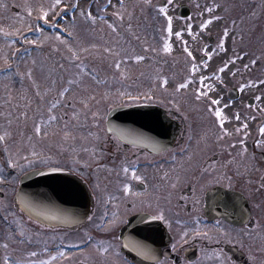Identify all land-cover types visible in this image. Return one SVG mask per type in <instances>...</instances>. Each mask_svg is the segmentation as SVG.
I'll return each mask as SVG.
<instances>
[{"label":"flooded vegetation","instance_id":"af4514ba","mask_svg":"<svg viewBox=\"0 0 264 264\" xmlns=\"http://www.w3.org/2000/svg\"><path fill=\"white\" fill-rule=\"evenodd\" d=\"M166 3L162 0L160 5ZM140 6L93 2L78 8L85 19L78 29L85 47L74 51L72 61H67L65 51L59 53L65 64L59 70L63 86L74 93L66 97L63 90L68 89L57 88L55 94L18 100L16 105L24 112L21 133L38 134L39 126L51 151L47 149L41 166L37 163L23 171L9 162L0 142V174H5L0 180V264H6V255L12 264H221L222 260L264 264V134L259 132L264 125V83H257L264 81V0L171 3L173 32L183 22L179 27L183 34L170 38L171 52L146 50V13ZM88 11L95 20L87 16ZM154 15L157 19L150 27L162 36L166 17L160 10ZM209 17L219 19L200 28ZM185 42L195 60L187 55ZM205 45L211 58L203 50ZM192 63L197 65L194 73ZM225 63L228 68L218 73L222 78L218 79L214 73ZM189 74L193 80L188 88L175 93V85ZM47 75L43 74L44 81ZM201 75L207 77L204 83L209 88L201 86ZM163 77L168 78L167 84ZM197 87L208 96L196 100ZM31 92L35 93L33 87ZM137 96L139 102L129 100ZM217 96L222 97L221 107L228 117L223 125L228 133L223 135L218 118L208 108L209 97ZM146 97L158 102L146 103ZM103 104L108 109L105 114ZM37 106L43 113L38 121ZM119 106L155 108L158 116H152L163 120L166 131L157 130L146 145L131 139L142 134L109 131V113ZM22 107H30L29 112ZM245 122L247 128L241 127ZM123 161L135 163L144 180L131 179L130 173L126 179ZM48 166L69 170L59 178L30 180L23 209L17 199L23 175ZM216 180L221 183H211ZM121 182H130L134 195L125 194ZM229 182L238 202L235 208L225 209L205 189H219ZM53 185L64 186L57 190ZM158 208L164 210L169 224L148 220L147 214L157 215ZM113 220L115 224L110 223ZM194 231L201 234L193 235ZM136 243L147 246L145 255L135 250ZM101 247L107 252H100ZM61 250L63 256L49 260Z\"/></svg>","mask_w":264,"mask_h":264},{"label":"rangeland","instance_id":"374dc122","mask_svg":"<svg viewBox=\"0 0 264 264\" xmlns=\"http://www.w3.org/2000/svg\"><path fill=\"white\" fill-rule=\"evenodd\" d=\"M186 1L171 0V3ZM93 2L141 4L140 7L146 13L145 21H143L146 50L159 49L163 51L167 34L163 33L162 36H158L157 33L152 32L150 27L157 19L154 13L159 10L157 5H160L162 0H62V4H75L78 5V8ZM53 3L54 0H0V70L5 68L1 71L3 74L0 75V102L2 103L0 104L2 116L0 117V137H3L0 142L2 149H5L7 153L9 162L20 167L19 169L23 171L35 167L37 163L42 165L43 160H46V151L47 149L51 151V147L47 146L48 141L41 131L33 135L22 134L24 129L20 125L24 112L16 104L21 98H37L40 95L45 97V95L55 94L58 91L57 88L68 89L63 90L64 93L66 92L64 94L66 97L74 93V90L71 91L67 86H63L64 78L60 75L59 70L65 64L60 59L59 53L60 50L65 51L69 57L67 61H72L76 56L74 51H81L85 47L83 38L81 39L78 33L80 26L85 23L82 10L69 14L65 13L68 9H64L62 6L52 8ZM11 4L17 11L14 8H9ZM41 7L48 10V20L51 23L46 24L43 19H37ZM151 8H153L152 11ZM29 9H31L30 13ZM181 23L183 22L178 23L177 31L181 30L179 28ZM37 24L43 28L42 33L36 31ZM164 28V22H162V29ZM25 29H30V31H25ZM140 29L142 28L140 27ZM60 30L69 32L71 37L59 34L58 38L56 33ZM17 33L22 34L29 41L36 39L38 42L35 45L26 44L22 36ZM82 35L85 36V32ZM171 43L173 47L174 43L172 41ZM16 67L17 71L9 72ZM46 73L50 75L45 76L47 80L44 81L43 74ZM17 74H19L18 80L15 81L14 77ZM32 87L35 89V93L31 92ZM15 88L20 91L16 93ZM104 96V94L101 95V97ZM22 108L29 112L30 107ZM36 108H38V113L35 114V119L38 121L39 116L43 113L41 106ZM107 110L106 105L103 104L102 113L105 114ZM33 152L36 153L35 156L32 155ZM3 178H5V174H0V180Z\"/></svg>","mask_w":264,"mask_h":264},{"label":"snow or ice","instance_id":"6c2138e0","mask_svg":"<svg viewBox=\"0 0 264 264\" xmlns=\"http://www.w3.org/2000/svg\"><path fill=\"white\" fill-rule=\"evenodd\" d=\"M170 4H171V0H168V3H166V4L157 5V8L160 11H162L164 16L166 17V34L167 35H166V38H165V41H164V44H163V51L164 52H171L172 51V43L170 41V38L173 35H175L176 37H180L181 36V31H183V29H181L180 31L173 32V23H172L173 22V17L168 14V7H169ZM56 6H62L64 9H71V10L74 11L75 8L78 5H75V4H62V0H54V3L51 5V7L55 8ZM28 11L30 13L31 9H29ZM208 11H211V9H208ZM58 15H59V13H58ZM115 15L120 16V13L117 12V13H115ZM87 16L91 17L92 20L96 19L95 16H92L91 11L87 12ZM37 19H43L44 23H46V24L47 23H51V21L48 20V10L44 9L43 7H41V9H40V15L38 16ZM213 19H219V17H209V19L204 20L203 23H201L199 25V27L200 28H205L208 24L211 23V21ZM112 27L114 28L115 25H112ZM187 30L189 32L191 31V25L187 26ZM25 31H30V29H25ZM36 31L42 33L43 32V28H41L40 25L37 24L36 25ZM17 34L22 36V34H20V33H17ZM56 35L59 38V33H56ZM223 35L225 37L228 35L227 29H224ZM22 38L24 39V43H26V44L35 45L38 42L36 39H33V40L29 41L26 37L22 36ZM40 42L42 43L43 41H40ZM223 45H224V40L220 39L218 46L222 47ZM203 50L205 51V54L209 58H211L212 52L211 51H207V45H205ZM185 51L187 52V55L189 57H192V59L195 60V57L193 56L192 51L187 48L186 42H185ZM125 59H128V57H125ZM134 59L139 61V60H143L144 57L135 56ZM235 59H236V57H232V60H235ZM229 62H231V61H229ZM200 63L203 65L204 68L208 67L207 61L202 59L200 61ZM252 63H255V61H252ZM116 67L117 68L120 67L119 62L116 63ZM245 67H247V65H245ZM227 68H228V64L227 63L223 64L222 67L217 70V73H214V75H217L218 79H222L221 77H219L218 73L223 72L224 69H227ZM196 71H197V65L195 63H192L191 64V72L194 73ZM206 79H207V77H205L203 75L198 77V80L200 81L201 86L203 88L207 89V88H209V85L204 83V81ZM162 80H163L164 84L168 83V78L167 77H163ZM192 80H193V76L191 74L187 75L182 83H177L175 85L174 92L175 93H179L180 90L187 89L188 86H189V82H191ZM251 83H252V81L248 82V84H251ZM257 83H264V81H257ZM240 87L244 88V87H246V85L242 84ZM194 95H195V99L196 100H200V98L202 96H208V92L202 91L201 87H197V88L194 89ZM256 99L259 100L260 97L257 96ZM129 100L132 101V102H139L140 98L138 96L137 97H129ZM209 100H210V103L208 104V108H209V110L211 112H213L214 116L218 118L217 122H218V124H219V126L221 127V130H222L221 131V135L228 133V129L223 127V125L225 123V120H227L228 117L224 115L223 109L221 107L222 97H220V96H217L215 98L209 97ZM58 102L59 101H57V103ZM145 102L146 103H151V102H158V101H152L151 98L146 97L145 98ZM173 106H175V101H173ZM225 107H226V105H225ZM236 116H237V119H239V114L238 113L236 114ZM49 119H55V117L51 116V117H49ZM241 127L247 128V123L245 122ZM35 131L37 133H39L41 131L40 127L36 126ZM109 131H112V129H109ZM235 131H240V128L235 129ZM259 132L261 134H264V125L260 126ZM244 135L247 136V132H245ZM0 139H3V137H0ZM217 139H220V137L218 136ZM233 143H235V141ZM239 143L241 145H244V140H240ZM261 143L262 142L260 140L256 141L257 146H260ZM244 151H247V149L244 148ZM32 155L35 156L36 153L33 152ZM13 167H15V165H13ZM66 170H69V169H66V168H63V167H51V166L47 167V171L48 172H63V171H66ZM121 171L123 172V174H124L126 179L128 178V175L130 173L131 174V179H134L136 181L144 180V177L137 173V167L135 166V163L130 164L127 161H123L122 165H121ZM211 183L219 184L221 182L219 180H216V181H212ZM120 187L122 188V190H123V192L125 194L134 195V193L132 192V185H131L130 182H121ZM261 187H264V184H261ZM232 188H233V185H232L231 182H229L227 184H224L222 186V188L215 189V190H210V189L206 188L205 191H206V193L210 192L213 200L218 201L221 204H223L225 209H229V208H235L237 206V202H238L237 201V194L232 190ZM109 199H114V197L109 196ZM132 207L135 208L136 205L133 203ZM157 213H158L157 215H152L151 213H148L147 214L148 220H150V221L151 220H160V221H164L165 224H169L170 223L169 220H167L165 218V212H164L163 209H159L158 208L157 209ZM113 215H115V214H113ZM89 219H91V217H89ZM196 222H197V225H199L198 219H197ZM110 223L115 224L116 221L113 220ZM146 227H147V225H146ZM220 232L223 233L224 229L220 228ZM186 234H187V230L182 235H186ZM200 234L201 233H199L198 231H194L193 232V235H200ZM81 243H82V241H81ZM99 243H103V242L101 241ZM4 246L7 247L6 244ZM134 248H135L136 251L139 252L140 255H145L146 254V250H147V246L146 245H144L142 243H136L134 245ZM173 250H175V246H173ZM45 251H47V249H45ZM99 251L100 252H107V248L101 247L99 249ZM28 255L29 256H35L36 253L35 252H29ZM63 255H64V252H63V250H61L60 252H57V253L53 254V256H50L49 260L53 259L54 256H63ZM217 255H220V254L217 253ZM152 258L155 259L154 256ZM4 259L6 261V264H12V262L8 260L7 255L5 256ZM28 264H45V262L44 261H29ZM221 264H224L223 260L221 261Z\"/></svg>","mask_w":264,"mask_h":264},{"label":"water","instance_id":"95a60500","mask_svg":"<svg viewBox=\"0 0 264 264\" xmlns=\"http://www.w3.org/2000/svg\"><path fill=\"white\" fill-rule=\"evenodd\" d=\"M185 16V13H181ZM115 113H110V121L109 128L118 131V132H129L138 130L139 134V141L143 143H150L153 141L154 134L157 130L166 131V127L164 125L163 120H155L152 115L158 116V111L155 108H148V107H140L132 110L131 112L127 109L117 108L114 111ZM128 116V117H127ZM127 117V118H126ZM126 120V121H123ZM129 125V126H128ZM153 136V137H152ZM138 137V136H134ZM59 175L53 174V172H48L44 170L33 171L23 177V181L21 183V187L18 194V200L21 203L23 209L27 207V194L30 184V179L35 178L34 180H44L48 178H59L61 177V173L57 172ZM37 185V184H35ZM64 185H53L54 188L57 190L62 188ZM52 187V186H51Z\"/></svg>","mask_w":264,"mask_h":264}]
</instances>
